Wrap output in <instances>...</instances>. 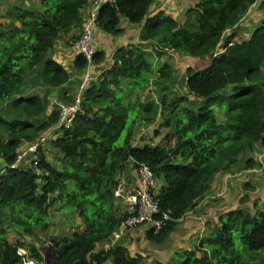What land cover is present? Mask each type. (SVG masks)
<instances>
[{"label": "trees", "instance_id": "16d2710c", "mask_svg": "<svg viewBox=\"0 0 264 264\" xmlns=\"http://www.w3.org/2000/svg\"><path fill=\"white\" fill-rule=\"evenodd\" d=\"M154 2L115 0L100 9L97 26L103 32L121 35L122 18L144 22L142 41L119 47L107 68L101 66L107 52L97 48L92 70H101L94 71L82 110L69 128L60 126V110L49 108L48 96L26 90L30 74L53 89L70 81L71 71L49 53L62 32L75 27L80 31L74 41L80 36L91 0H40V9L15 5L0 15V106L7 104L0 109V129L6 133L0 138V165L5 166L0 172V264H26L22 247L30 249L36 264H45L35 244L12 243L7 232L35 236L50 231L54 207L77 213L84 229L59 238L62 253L51 264H264V198L252 197L254 210L237 204L219 214L195 249L180 245L167 261L136 246L139 230L155 247L163 246L187 212L205 199L213 178L231 171L243 155H248L244 170L257 168L264 145V19L239 42L232 31L255 0H199L188 8L184 24L162 12L149 16ZM144 41H157L159 56L172 50L211 60L202 69L187 67L181 77L168 61L155 66ZM74 66L84 72L88 61L76 53ZM154 91L160 99L151 95ZM156 119L169 128L168 143L136 145L137 125ZM43 133L52 134L47 144L59 151L56 161L43 147L36 163L13 167L23 143ZM138 163H147L161 181L156 188L161 211L154 218L169 210L172 216L158 233L146 222L104 249L127 216L114 189L122 173L130 165L137 171ZM243 188L248 193L239 198L242 204L256 192L251 177Z\"/></svg>", "mask_w": 264, "mask_h": 264}, {"label": "crops", "instance_id": "0c3cea01", "mask_svg": "<svg viewBox=\"0 0 264 264\" xmlns=\"http://www.w3.org/2000/svg\"><path fill=\"white\" fill-rule=\"evenodd\" d=\"M198 1L199 0H155V2L150 8L149 16H154L162 12L164 15L174 17L179 24H184L188 19V16L186 15L188 8ZM13 4L31 9H40V0H0V15H6L10 9V5ZM263 19L264 0H255V2L249 7L243 19L235 26L234 30H232L236 32L234 41L239 42L243 39L250 37L252 33L256 30V28L261 24ZM121 27L124 28V32L119 36L107 34L103 32L98 26L96 27L95 45L98 50H104L107 52L106 59L101 64V66L107 68L113 64L115 52L119 47L136 44L142 41L141 35L144 27V22L138 24H131L125 18H122ZM79 31L80 29L73 27L67 32H62L56 41L54 49L51 50L49 53V56H52L57 59L59 62L65 65L67 69L71 71L72 76L70 81L62 88L53 89L48 88V86L45 84H42L41 79L39 77H34V74H30V82L32 83V85L29 86V88L33 87L35 90L39 87L42 89L40 91L33 92V94L39 93L45 96V91H56L55 97H48L49 102L64 101V99H68L75 94L83 75V72L76 70L74 66L76 52L73 49V37L76 34H79ZM143 43L146 44V53L150 55V59L153 63L155 59L157 61L156 65H158L162 61L163 56H165L167 58V61L175 66L178 74L181 77L185 74L181 73L180 67L184 66V68L187 69V67L191 66L195 69H202L208 66L211 60L210 57L196 59L188 55H181L172 50H168L159 56L157 54L156 49L159 51H161L162 49L157 46V41H144ZM101 66H98L99 68L95 67L94 71L97 70L98 72L99 70H101ZM220 113V120H225V118L220 115ZM49 136L51 137L52 134L49 133ZM142 144L143 141H140V143L137 145ZM244 156L246 155L241 156L240 163L233 167L231 171L221 172L213 178L211 182V189L207 193L205 199L200 201L197 207H195L193 210L187 212L185 218L179 223L175 231L168 237V239H170L172 235H178L179 238L184 239L186 241H194L193 239L196 238L195 235L208 229V224H205V221H207V218H215V216L210 213V208L207 210V205L212 200V198L216 199V197H214V192H217L219 189L221 190L222 188H224V185L227 189L230 190L234 189V187H241V183L251 177V175L247 173L249 172V170H244L242 167V163H244L247 158L245 157V159H243ZM131 166L132 165L129 166V170H127V172L123 173L125 175L121 177L124 178L128 184H136L138 181L137 171L136 169L132 170ZM4 168V164L1 163L0 171L4 170ZM262 177L263 176H261V178L259 179H255L254 177L253 179H251L252 183L258 185L261 184V181L263 180ZM205 234H207V232H205ZM202 236H204V234H202L201 237ZM168 239L159 249L157 247H153L151 250L156 251L157 253L159 251L161 253V251L164 250V245L168 242ZM116 241L117 240L115 239L110 243H103L102 246H105L104 249H107L112 243H115Z\"/></svg>", "mask_w": 264, "mask_h": 264}, {"label": "built area", "instance_id": "2783aa9c", "mask_svg": "<svg viewBox=\"0 0 264 264\" xmlns=\"http://www.w3.org/2000/svg\"><path fill=\"white\" fill-rule=\"evenodd\" d=\"M114 1L91 0L87 14L82 20L80 36L74 41L73 48L76 53L85 56L89 65L84 70L81 82L72 101H59L56 104L60 110V126L71 127L77 114L82 109L83 94L94 78L92 62L97 52L95 45L97 17L100 9L105 4L113 3ZM49 138V133L42 134L37 140L24 145L13 167L36 163L39 148L45 145ZM256 159L258 161L257 169L264 168V145ZM137 179L136 184H128L124 178H121L114 189V197L122 205L127 214L120 229L114 233L115 239L120 238L125 232L135 231L138 226L146 222H151L155 233H158L172 216V211L169 210L162 212L160 218H154V214L160 212L161 208L156 198L157 178L155 172L147 163H138ZM93 264H97V262L95 261Z\"/></svg>", "mask_w": 264, "mask_h": 264}, {"label": "rangeland", "instance_id": "374dc122", "mask_svg": "<svg viewBox=\"0 0 264 264\" xmlns=\"http://www.w3.org/2000/svg\"><path fill=\"white\" fill-rule=\"evenodd\" d=\"M13 5H10V8ZM22 7V6H21ZM155 56V55H154ZM167 61V58L165 56H163L162 61L156 65L157 61L154 59V64L155 66H160L163 65L165 62ZM185 68L184 66L180 67V71L181 73L185 74ZM180 83V82H179ZM42 90L41 88H36L34 90L33 87L28 88L26 90V93H33L35 91H40ZM179 92H181V90L178 89L175 91L176 94H178ZM45 96L48 97H55L56 96V91H45ZM144 95H146V93H144ZM151 95L156 96V98H158V95L156 93V91H154ZM160 99V98H158ZM53 102V101H52ZM50 102V106L49 108H53L55 106L54 102L52 103ZM7 106V104H2L0 106V109H5V107ZM165 115V114H164ZM164 117L162 116L161 119H163ZM165 120V119H164ZM169 133V128L166 126H161L160 125V119H156L154 122L151 121V123L149 124H143L140 123L139 125H137V128L135 130V144H139L140 141H143L142 145H145L146 143L148 144H152V145H156V144H160V143H168L167 142V134ZM6 137V133L0 129V138H5ZM141 145V146H142ZM44 152L46 153L48 159L51 162L56 161V157L59 156V151L54 148L50 143L47 144L44 148ZM244 156L243 159H245ZM131 169L134 170V167L131 166ZM128 169H126L124 172H127ZM3 170H1L0 172H2ZM123 172V173H124ZM257 172V173H256ZM125 175V174H123ZM249 175H251V179H253L255 177V179H259L261 178V176H263V180L261 181V184H254L255 188H256V192L252 193L250 195V200L247 203L242 204L241 201H239V198L241 197V195H246L248 192L243 188L244 185V181L241 183V187H234V189L230 190L227 189L226 186L224 185V188H222L221 190L219 189L217 192H214V197H216V200H211L208 205H207V210L209 209V211H211L210 213L213 214V216H215L214 219L212 218H207V221H205V224H208V229L206 231H203L196 236L195 239L186 241L184 239L179 238L178 235H172V237L170 239H168V242L164 245V250L161 251V253L158 251L159 255V259L163 260V261H167L168 259H170L172 253L174 252L175 249H177L180 245H185L188 248H196L197 242L200 239L201 235L204 234L205 232L208 233L209 229H212L214 226H216L217 224H215L218 218V215L227 211V209L232 208L234 206H236L238 204L239 207H244L248 209H255V205H254V198H257L259 201L264 198V168L262 169H257V168H252L249 170V172H247ZM256 174V175H253ZM157 183H161L160 179H157ZM225 190V192H224ZM231 191V192H230ZM251 193V192H250ZM51 222H52V227L50 229V231L47 232H43V231H38L37 235L35 236H23L22 234L20 235L18 233V231L16 230H11L7 232V237L8 240L12 243H15L17 240L22 241L24 243H33L35 244L38 248H42L45 246H48L50 243L54 244V241L59 240V238H63V237H69L72 235L73 232L75 231H79L84 229V223L83 220L81 219V217L77 214V213H65V212H58L56 211V207L51 208ZM9 225V221L8 219H5L4 225L3 227H7ZM203 225V224H202ZM139 240L136 242V246H138L139 248H144V252H148V250H151L153 247H155L157 244H155L154 242L149 241L148 239L145 238L144 235V231L139 230ZM194 236V237H195ZM186 243V244H185ZM63 244H61L62 246ZM24 248V249H23ZM29 248L28 247H22L21 251L23 253H27V263L26 264H36L37 260L32 258L31 256H29ZM153 253V251H151ZM156 252V251H155ZM43 257V255H42ZM44 259V257H43ZM157 264V263H155Z\"/></svg>", "mask_w": 264, "mask_h": 264}, {"label": "water", "instance_id": "95a60500", "mask_svg": "<svg viewBox=\"0 0 264 264\" xmlns=\"http://www.w3.org/2000/svg\"><path fill=\"white\" fill-rule=\"evenodd\" d=\"M60 247L59 241H54V244H49L48 246L42 247L40 251L44 255L45 264H51L52 260L57 258L62 250L58 249Z\"/></svg>", "mask_w": 264, "mask_h": 264}, {"label": "clouds", "instance_id": "9594fccd", "mask_svg": "<svg viewBox=\"0 0 264 264\" xmlns=\"http://www.w3.org/2000/svg\"><path fill=\"white\" fill-rule=\"evenodd\" d=\"M73 44H74V43H73ZM233 44H234V41H233ZM73 49H74V48H73ZM74 51H75V50H74ZM88 65H89V63H88ZM87 67H88V66H87ZM83 73H84V72H83ZM79 84H80V83H79ZM77 89H78V88H77ZM76 92H77V90H76ZM76 92H75V94H76ZM75 94H74V95H75ZM74 95H73V97H74ZM58 102H59V101H58ZM54 104H55L54 107H57V106H56L57 101H55ZM81 110H82V109H81ZM77 115H78V114H77ZM43 134H44V133H43ZM30 142H33V141H30ZM30 142H24V143H23V146L26 145V144H28V143H30ZM46 145H47V143H46L45 145L41 146L40 148H43V147H45ZM136 145H137V144H136ZM23 146H22V147H23ZM22 147H21V148H22ZM40 148H39V149H40ZM20 150H21V149H20ZM19 153H20V152H19ZM28 165H30V164H28ZM19 166H22V165H19ZM24 166H25V165H24ZM157 184H158V183H157ZM57 241H59V240H57ZM40 249H41V248H39V250H40ZM58 249H60V247H59ZM40 252H41V251H40ZM41 253H42V252H41ZM42 255H43V253H42ZM43 257H44V255H43ZM44 262H45V260H44Z\"/></svg>", "mask_w": 264, "mask_h": 264}]
</instances>
